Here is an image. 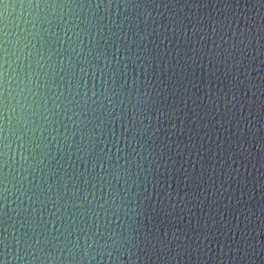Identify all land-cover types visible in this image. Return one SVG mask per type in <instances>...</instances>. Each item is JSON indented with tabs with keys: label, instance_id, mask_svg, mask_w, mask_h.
I'll return each instance as SVG.
<instances>
[{
	"label": "water",
	"instance_id": "1",
	"mask_svg": "<svg viewBox=\"0 0 264 264\" xmlns=\"http://www.w3.org/2000/svg\"><path fill=\"white\" fill-rule=\"evenodd\" d=\"M0 264H264V0H0Z\"/></svg>",
	"mask_w": 264,
	"mask_h": 264
}]
</instances>
